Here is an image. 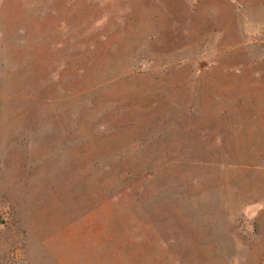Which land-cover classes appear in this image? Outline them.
<instances>
[{
    "label": "rangeland",
    "instance_id": "374dc122",
    "mask_svg": "<svg viewBox=\"0 0 264 264\" xmlns=\"http://www.w3.org/2000/svg\"><path fill=\"white\" fill-rule=\"evenodd\" d=\"M0 264H264V0H0Z\"/></svg>",
    "mask_w": 264,
    "mask_h": 264
}]
</instances>
